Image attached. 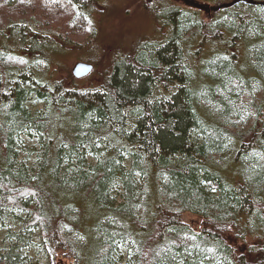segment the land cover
I'll return each instance as SVG.
<instances>
[{
    "label": "trees",
    "instance_id": "16d2710c",
    "mask_svg": "<svg viewBox=\"0 0 264 264\" xmlns=\"http://www.w3.org/2000/svg\"><path fill=\"white\" fill-rule=\"evenodd\" d=\"M96 1L0 0V219L26 210L15 234L53 264H264V0L168 4V35L120 50L96 47ZM10 246L0 264H24Z\"/></svg>",
    "mask_w": 264,
    "mask_h": 264
},
{
    "label": "rangeland",
    "instance_id": "374dc122",
    "mask_svg": "<svg viewBox=\"0 0 264 264\" xmlns=\"http://www.w3.org/2000/svg\"><path fill=\"white\" fill-rule=\"evenodd\" d=\"M199 1H201L199 4H203V6H218L217 3L229 0ZM96 3L97 6H94L93 4L95 7L93 8V11H95V14L93 15L94 32H96V34L99 33V36L97 35L98 46L96 43V47H101L103 43L106 44V46H109L110 43L108 40L111 39L114 40L112 41L113 46H115V41L120 42L116 48L118 50L122 49L124 46L122 42L138 43L142 38L153 37L160 39L164 37L165 34L168 35V25L164 26V24L161 23L162 20L156 15V12L161 11V9L165 8L166 5H181L182 7H188L190 9L198 7L192 3V0H98ZM199 10L201 15L208 21L214 17L215 13L220 16V14H224V11H226L224 7L218 8L216 11L212 12L201 9ZM48 38V45L51 47L59 45V43L56 42L57 36L53 34V32L49 33ZM86 50H89V48H79L73 53H67L68 55H66V59L64 61L63 71L64 69L72 70L76 61L82 60V57H86L84 56ZM89 78L93 79L95 78V75H91ZM27 105L34 112L45 108L44 102L36 96L31 97L27 101ZM25 140L24 146L22 145V148H19L22 150V156L20 159L25 157V163L28 165V170L33 173V169L37 166V159L39 158L38 151L40 146L37 144V140L33 137H25ZM33 146H35L36 151L28 153L29 149ZM117 197L120 198L121 196L118 195ZM27 215L26 210L15 208L13 211L5 214L3 220L0 219V256L5 252V250L11 247L10 244L12 242H15L19 244L17 250L21 253L24 264H53L56 260L54 259L53 261L52 257L46 251L39 229L34 230L33 238L27 242H24L23 239H19L16 236V232L21 233L24 226V218H26ZM185 218L189 221H194L196 219V217H193V214L187 216L185 215ZM125 260L126 256L125 259L120 260L118 264H125ZM58 263L69 264V260H61V262Z\"/></svg>",
    "mask_w": 264,
    "mask_h": 264
},
{
    "label": "water",
    "instance_id": "95a60500",
    "mask_svg": "<svg viewBox=\"0 0 264 264\" xmlns=\"http://www.w3.org/2000/svg\"><path fill=\"white\" fill-rule=\"evenodd\" d=\"M245 1H251L255 3V1L253 0H245ZM199 5L203 6L202 4ZM93 68H94V64L92 62L79 60L74 63L72 67V72L76 77H82L90 73L93 70Z\"/></svg>",
    "mask_w": 264,
    "mask_h": 264
},
{
    "label": "bare ground",
    "instance_id": "6f19581e",
    "mask_svg": "<svg viewBox=\"0 0 264 264\" xmlns=\"http://www.w3.org/2000/svg\"><path fill=\"white\" fill-rule=\"evenodd\" d=\"M241 1L242 0H236V1L235 0H229V1L221 2V3H217V5H218V8H221V7H227V6L234 5V4L241 2Z\"/></svg>",
    "mask_w": 264,
    "mask_h": 264
},
{
    "label": "flooded vegetation",
    "instance_id": "af4514ba",
    "mask_svg": "<svg viewBox=\"0 0 264 264\" xmlns=\"http://www.w3.org/2000/svg\"><path fill=\"white\" fill-rule=\"evenodd\" d=\"M192 3L197 5L198 3H201V1H199V0H192ZM217 8H218V6H211V5H210L209 9L204 8V7H200V6L197 7V9H201V10H204V11L206 10V11H209V12L216 11Z\"/></svg>",
    "mask_w": 264,
    "mask_h": 264
}]
</instances>
